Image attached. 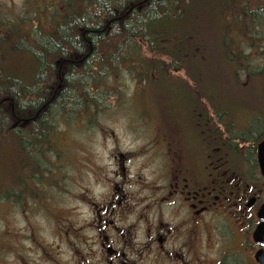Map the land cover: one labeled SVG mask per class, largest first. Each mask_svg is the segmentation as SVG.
Here are the masks:
<instances>
[{"label":"flooded vegetation","instance_id":"obj_1","mask_svg":"<svg viewBox=\"0 0 264 264\" xmlns=\"http://www.w3.org/2000/svg\"><path fill=\"white\" fill-rule=\"evenodd\" d=\"M197 54L188 51L182 65L163 61L156 84H131L132 109L122 118L132 130L96 132L104 152L94 156L93 193L77 199L81 219L61 217L49 241L33 230L14 264H264L259 119L226 111L225 92L213 93L207 68L192 65ZM146 91L153 99H143ZM46 168L62 181L57 165Z\"/></svg>","mask_w":264,"mask_h":264},{"label":"trees","instance_id":"obj_2","mask_svg":"<svg viewBox=\"0 0 264 264\" xmlns=\"http://www.w3.org/2000/svg\"><path fill=\"white\" fill-rule=\"evenodd\" d=\"M60 1L45 10L51 13L50 26L41 23L23 31L29 36L10 46L0 35V137H11L23 165L34 170L42 168L56 122L69 123L108 105L109 93L120 90L127 76L134 83L156 84L159 80L152 77L161 75L157 69L163 61L182 65L193 48L200 54L192 65L201 68L209 66L212 54L237 68L250 60L244 49L264 54V0H94L85 9L78 0ZM199 4L208 5L215 26L221 25L217 17L224 21L222 31L205 37ZM41 14L35 12L30 25ZM186 17L187 22L172 25ZM7 49L19 52L17 65L29 67V73L9 76ZM247 66V75L257 76L250 71L255 64ZM258 123L264 127V120Z\"/></svg>","mask_w":264,"mask_h":264},{"label":"rangeland","instance_id":"obj_3","mask_svg":"<svg viewBox=\"0 0 264 264\" xmlns=\"http://www.w3.org/2000/svg\"><path fill=\"white\" fill-rule=\"evenodd\" d=\"M78 1H81L79 4L82 3L79 7L84 5L82 9H85L94 0ZM57 3L58 0H0V35H3V40L10 46L16 38L29 36L26 34L29 32L28 29H33L41 23H44L45 28L50 26L51 13L45 10ZM74 8L79 9L76 6ZM235 9L234 6L233 9L228 10V16ZM35 12L45 14H41L38 20L34 17V23L30 25V19ZM197 12L201 14V26L205 37L215 35L216 29L218 32L222 31L224 21L221 22L220 17H217L221 23V25H216L217 28L214 25L215 17L210 13L207 4H199ZM188 20L187 17L177 21L173 20L172 25H181ZM228 21L227 19L226 22ZM23 31L27 32L23 33ZM261 49L264 50V48ZM251 51L249 48L243 50L244 55H250V60H242L243 67L240 71H237L235 62H225L222 57L215 54L209 57V66L205 71L210 74L212 92H225L226 111L232 115H240L241 120L247 118V122L251 120L250 116L254 117V115L255 121L264 120V114L260 113L264 112V54ZM4 53L12 59L11 64L8 65L10 67L9 76L13 74L17 77L16 79H19L29 73V67L17 65L19 63L17 58L21 55L16 49H7ZM252 62L255 68L253 67L250 71L257 73V76L249 77L247 65ZM260 72H262L261 75L258 74ZM132 83H134L132 79L127 76L120 84L122 96L119 102L112 107L108 104L97 107L98 110L90 109L87 114H81L69 123L60 118L55 124L51 145L46 148L43 165L39 171L23 165L20 148L12 142L11 137L6 141L0 137V248L5 253L0 262L14 264L16 254L30 247L28 239H32L33 230L39 237L49 241L57 234L56 222L60 221L61 217L75 223L81 219L77 199L86 193H93L94 156L104 152L101 145L97 144L98 142L95 145L96 132L99 130L114 131L118 137H123L132 130L130 123L122 118L130 114L132 109V104L127 102L132 98L131 93L136 91ZM149 93L151 92L146 91L143 99H153ZM254 124L255 130L260 129V132H264L263 126L259 123ZM263 137L264 135L258 141L260 142ZM54 157L59 158L57 163L53 160ZM50 164H55L63 170L64 178L61 182L54 178L49 179L51 171H47L46 166ZM61 164H67V166L61 167ZM66 184H70L67 188L68 194L60 195L58 189ZM45 186H48L47 191L44 189ZM50 197L53 199H49ZM47 199L49 200L44 201ZM41 200L42 203L37 205L36 202ZM62 201L69 204L64 211L58 206V203Z\"/></svg>","mask_w":264,"mask_h":264},{"label":"water","instance_id":"obj_4","mask_svg":"<svg viewBox=\"0 0 264 264\" xmlns=\"http://www.w3.org/2000/svg\"><path fill=\"white\" fill-rule=\"evenodd\" d=\"M258 159L264 177V140L258 145Z\"/></svg>","mask_w":264,"mask_h":264}]
</instances>
